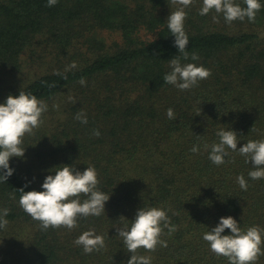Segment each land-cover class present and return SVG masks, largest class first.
I'll list each match as a JSON object with an SVG mask.
<instances>
[{"label": "trees", "instance_id": "trees-1", "mask_svg": "<svg viewBox=\"0 0 264 264\" xmlns=\"http://www.w3.org/2000/svg\"><path fill=\"white\" fill-rule=\"evenodd\" d=\"M259 2L254 22L227 23L214 10L202 16V0L184 9L189 59L181 63L202 65L211 75L180 91L163 79L169 60L182 56L167 28L179 7L170 0H58L53 7L47 0H0V104L20 91L47 104L43 123L23 137L24 156L9 160L13 174L0 180V211L9 210L0 264H127L131 253L116 228L130 225L140 208H161L176 226L171 235L164 229L167 247L138 250L151 264H229L202 238L221 217H233L242 230L264 229V179L248 176L251 161L231 150L224 164L209 159L221 128L236 133L237 150L264 140ZM192 53L199 59L191 60ZM80 111L87 124L75 119ZM60 165L95 167L98 189L109 195L105 215L80 217L71 230H41L20 207L18 190L43 191L45 176ZM241 175L247 190L237 182ZM88 230L104 236L105 247L85 254L74 241ZM255 264H264V255Z\"/></svg>", "mask_w": 264, "mask_h": 264}, {"label": "clouds", "instance_id": "clouds-1", "mask_svg": "<svg viewBox=\"0 0 264 264\" xmlns=\"http://www.w3.org/2000/svg\"><path fill=\"white\" fill-rule=\"evenodd\" d=\"M173 5H179L167 18V28L175 37L174 45L182 56H175L169 60L171 71L163 77L166 84L178 88L180 91L190 90L198 86L199 81L210 77L211 71L205 67L193 63L182 64L181 59L188 60L189 54L185 50L189 43L184 30V22L189 7L193 0H170ZM58 0H47V6L53 7ZM203 6L199 14L204 16L215 11L223 14L227 23L236 20L254 22L256 13L262 5L259 0H244L246 7H241L235 0H202ZM218 22L217 17H213ZM199 57L192 53L191 60ZM73 63L70 67H75ZM67 71V69H66ZM84 85L86 81H79ZM69 100L75 103L73 97ZM53 107H58L54 105ZM47 111V104L37 99L36 96L20 91L17 96L9 95L6 101L0 104V180L6 181L13 174L9 167L12 157L22 158L25 148L22 147L25 134H33V130L43 123V113ZM200 114V113H199ZM197 114V115H199ZM169 120L176 119V113L172 108L166 110ZM75 119L81 124H87V116L83 111L76 114ZM94 136H99L98 130L93 131ZM216 135L218 143L210 146L209 159L217 166L225 163L228 151H238L246 158V163L251 161L252 168L248 176L253 180L264 179V140H249L237 150L238 137L232 130L221 128ZM206 149L208 145L204 146ZM191 151H199L193 146ZM55 175H47L41 185L43 191H27L23 188L19 199L20 207L33 220L40 222L41 230L49 227H65L69 230L77 227L78 218L105 215L104 205L109 200V195L98 189L100 183L98 173L94 166H88L83 172L77 171L72 165H60L56 167ZM237 182L242 190H247L248 184L244 177L238 176ZM27 186V185H25ZM87 197L83 201L80 196ZM9 214L7 208L0 211V229L8 225L5 217ZM168 229L171 235L176 231V226L170 223L167 212L161 208H140L135 219L130 225L117 227L118 236L122 238L126 251L131 253L127 264H151L150 256L138 255L139 249L154 252L157 246L167 247V241L162 240L164 229ZM225 229H229V235H222ZM264 229L252 226L242 230L240 224L231 217H221L219 223L203 234V240L209 243L210 250L217 256L227 258L229 264H255L262 252L264 244ZM74 243L81 246L85 254L99 251L105 247V238L95 234L94 230L83 232Z\"/></svg>", "mask_w": 264, "mask_h": 264}]
</instances>
